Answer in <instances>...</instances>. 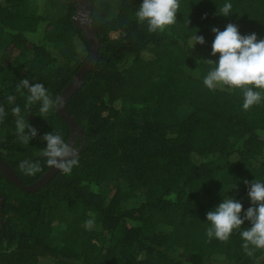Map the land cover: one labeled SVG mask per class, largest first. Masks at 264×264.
<instances>
[{
	"label": "trees",
	"instance_id": "trees-1",
	"mask_svg": "<svg viewBox=\"0 0 264 264\" xmlns=\"http://www.w3.org/2000/svg\"><path fill=\"white\" fill-rule=\"evenodd\" d=\"M32 1L0 0V156L25 183L48 167L45 134L74 146L83 137L58 110L42 117L41 104L29 106L17 85L43 83L55 99L90 55L72 17L79 0L29 7ZM142 3L92 0L87 15L99 54L66 101L85 134L79 166L71 175L57 170L34 191L0 168V264H44L43 257L54 264H264V250L246 255L239 232L226 243L209 241L206 217L224 199L241 202L242 211L253 206L245 181L264 182V101L246 111L241 91L203 83L216 66L205 61L219 60L211 29L233 23L241 35L264 39V0H180L175 25L163 33L138 22ZM195 35L205 44L192 47ZM16 106L37 130L28 143L17 132ZM24 160L41 171L25 175Z\"/></svg>",
	"mask_w": 264,
	"mask_h": 264
},
{
	"label": "clouds",
	"instance_id": "clouds-1",
	"mask_svg": "<svg viewBox=\"0 0 264 264\" xmlns=\"http://www.w3.org/2000/svg\"><path fill=\"white\" fill-rule=\"evenodd\" d=\"M180 9V0H143L135 15L140 23H146L149 32L163 33L175 25L176 15ZM232 4L226 3L222 7L221 15H231ZM215 39L212 43V56L219 54L218 63L211 60L207 63L215 64L204 78V85L212 91H236L243 93V109L249 110L264 101V39H257L255 33L241 35L238 26L228 23L225 30L213 27ZM195 44H205L203 36L193 37ZM28 92L27 104L30 106L39 102L41 116L50 111L58 110L63 106L61 97L53 99L43 83L30 84L28 79H23L17 85ZM13 97L9 96L11 102ZM16 116L18 134L25 143L37 136V130L25 122L19 106L12 108ZM5 116V109L0 106V121ZM47 146L42 150L46 163L50 168L58 169L65 175H71L74 167L79 166V153L77 148L66 142L61 134L49 133L43 136ZM25 175L34 176L41 171L38 162L24 160L19 165ZM248 185L247 195L250 197L252 207L242 211L241 202L229 198L224 199L213 211L206 214L210 227L207 229L209 241L213 237L221 242H228L235 232H239L244 243L242 245L246 255L252 257L255 250H264V182L253 181ZM250 221L251 227L243 229L245 221ZM93 220L86 221V227L91 228Z\"/></svg>",
	"mask_w": 264,
	"mask_h": 264
},
{
	"label": "water",
	"instance_id": "water-1",
	"mask_svg": "<svg viewBox=\"0 0 264 264\" xmlns=\"http://www.w3.org/2000/svg\"><path fill=\"white\" fill-rule=\"evenodd\" d=\"M79 2L80 5H77L72 16L75 21H78L76 15H78L80 11L87 10V14H88V11L92 6V0H79ZM79 21H80L79 22L80 26L83 28V34L87 39H89L90 42V55L78 68L75 75L62 87L58 95V97H61L63 101V106L58 108V112L69 120L72 130L80 131L83 137L82 143L78 146H75L77 148V151H79L85 144V134L83 131L82 124L79 121H77L68 111L66 106V101L68 96L81 85L83 78L86 72L88 71V69L90 68L93 60L98 56L101 46V41L98 38V35L93 25L91 24L89 17L86 18L85 20L79 19ZM69 145L71 147L73 144L70 142ZM0 168L9 179H11L13 182L18 184L24 190H28V191H34L35 189H38L41 185L45 184L49 180V178H51L58 170L55 168H50L48 166L38 178H36L31 182L25 183L20 178V176L15 172V170L11 167V165L1 156H0ZM0 203H2V199ZM0 220H1V215H0Z\"/></svg>",
	"mask_w": 264,
	"mask_h": 264
},
{
	"label": "rangeland",
	"instance_id": "rangeland-1",
	"mask_svg": "<svg viewBox=\"0 0 264 264\" xmlns=\"http://www.w3.org/2000/svg\"><path fill=\"white\" fill-rule=\"evenodd\" d=\"M34 5H36V2H35V0H33L32 2H30L29 4H28V6L29 7H32V6H34ZM77 5H80V3H77ZM76 18L78 19V21H76L79 25H80V21H79V19H81V20H85L86 18H88V16H87V10H82V11H80L79 13H78V15H76ZM112 34H116V31H113L112 32ZM54 258H51V257H43L42 259H41V261H42V263H44V264H54Z\"/></svg>",
	"mask_w": 264,
	"mask_h": 264
},
{
	"label": "flooded vegetation",
	"instance_id": "flooded-vegetation-1",
	"mask_svg": "<svg viewBox=\"0 0 264 264\" xmlns=\"http://www.w3.org/2000/svg\"><path fill=\"white\" fill-rule=\"evenodd\" d=\"M78 3H80V2H78Z\"/></svg>",
	"mask_w": 264,
	"mask_h": 264
}]
</instances>
